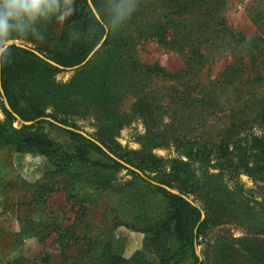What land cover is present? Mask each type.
<instances>
[{
	"label": "rangeland",
	"instance_id": "374dc122",
	"mask_svg": "<svg viewBox=\"0 0 264 264\" xmlns=\"http://www.w3.org/2000/svg\"><path fill=\"white\" fill-rule=\"evenodd\" d=\"M207 3L102 0L106 49L77 69L16 82L38 110L132 159L162 158L165 171L172 159L188 161L180 154L186 142L238 147L234 159L212 148L192 161L183 195L206 219L195 251L202 264H264V47L248 52L239 42L264 39V0L213 2L207 28L220 32L219 46L198 65L189 50ZM72 7L73 0H57L56 10L14 22L7 47L23 45L47 59L68 54ZM46 163L43 155L0 147V264H83L87 252L104 251L127 260L160 242L166 206L127 170L75 165L46 174Z\"/></svg>",
	"mask_w": 264,
	"mask_h": 264
},
{
	"label": "trees",
	"instance_id": "16d2710c",
	"mask_svg": "<svg viewBox=\"0 0 264 264\" xmlns=\"http://www.w3.org/2000/svg\"><path fill=\"white\" fill-rule=\"evenodd\" d=\"M177 1V0H173ZM98 13L101 11L102 0H91ZM208 0L207 8L204 10V22L201 21L202 30L192 32L191 62L201 64L206 54L217 50L219 45L215 41L219 38V31H210L207 28L214 16L215 6ZM204 29V30H203ZM77 30V31H76ZM67 31L70 39V49L66 55L57 57L46 56L62 67H72L80 64L92 49L106 35V27L101 20H97L90 10L86 0H73L72 16L68 23ZM107 36L105 42L96 54L102 52L108 46ZM210 45L199 49L200 45L206 42ZM243 49L248 52L259 51L264 47V39L260 36L251 38L241 37ZM202 50V51H201ZM39 51V50H38ZM207 51V52H206ZM40 53L44 54L42 51ZM206 52V54L204 53ZM1 88L0 99L5 98L11 111L18 116L20 122L32 121L31 125H23L21 129L13 128L16 119L12 116L0 101V110L5 120L0 122V147L9 149L13 153H36L47 157L45 166L46 174H64L71 170L72 166L82 165L92 167L93 170L122 168L127 170L134 178H137L145 185V188L154 195H158L164 202L167 216L162 222L161 230L163 236L158 244H152L148 249L147 244L127 260L123 259L117 251H104L101 254H90L89 252L81 258V263L87 264H202L195 251L198 244L201 230L206 219L200 220V208L193 206L182 198L187 195L190 184L191 164L198 158H203L206 152L213 151L212 148H219V157L231 159L236 157L234 148L231 151L229 145L221 144L208 148L206 143L186 142L180 145L181 155L188 161L172 159L168 161V171L163 170V159L149 155L141 159H132L128 152L108 146L104 141L98 140L106 149L143 174V177L135 171L123 167L120 163L109 157L95 143L81 135L74 124L59 120L56 116L45 114L38 110L33 102L22 93L17 85L16 78L24 76H36L39 73L59 72L60 69L38 58L32 52L17 45H10L1 54ZM156 70H160L155 67ZM259 114L264 121V101L260 104ZM50 118L63 126L71 129L58 127L47 121ZM46 127L56 132V139L50 137ZM59 137L63 140L60 141ZM234 147V148H233ZM207 149V150H206ZM239 150V149H238ZM229 152V153H226ZM245 156V152H243ZM243 163V162H242ZM222 165V163H220ZM232 166V165H230ZM236 166V165H235ZM237 169H235L236 171ZM96 173V172H95ZM99 173V172H97ZM96 173V174H97ZM176 182H179L176 183ZM177 187L178 193L170 189ZM155 237V234L153 235ZM147 240L155 238L146 237ZM111 247H106V250Z\"/></svg>",
	"mask_w": 264,
	"mask_h": 264
},
{
	"label": "clouds",
	"instance_id": "9594fccd",
	"mask_svg": "<svg viewBox=\"0 0 264 264\" xmlns=\"http://www.w3.org/2000/svg\"><path fill=\"white\" fill-rule=\"evenodd\" d=\"M56 8L57 0H0V53H3L7 46V38L14 22L25 17L35 20L38 16ZM130 10V8L126 9L121 15Z\"/></svg>",
	"mask_w": 264,
	"mask_h": 264
},
{
	"label": "water",
	"instance_id": "95a60500",
	"mask_svg": "<svg viewBox=\"0 0 264 264\" xmlns=\"http://www.w3.org/2000/svg\"><path fill=\"white\" fill-rule=\"evenodd\" d=\"M87 1V4H88V6H89V8H90V10L92 11V13L94 14V16H95V18L97 19V20H101L100 19V16H99V14L97 13V11H96V9L94 8V6H93V4H92V2H91V0H86ZM105 39H106V35H104L103 37H102V39L100 40V42L92 49V51L87 55V57L80 63V64H78V65H75V66H73V67H71V68H64V67H62V66H60V65H58L57 63H55L54 61H52V60H49V59H47V58H45L43 55H41L39 52H37V51H35V50H31V49H29V48H27V47H25V46H23V45H18L19 47H21V48H23V49H26V50H29V51H31L33 54H35L38 58H40V59H42L43 61H45V62H47V63H49L50 65H52V66H54V67H57V68H59V69H77V68H79V67H81V66H83L84 64H86L92 57H93V55L101 48V46H102V44H103V42L105 41ZM7 47V46H6ZM6 47H5V49H6ZM4 49V50H5ZM1 54L2 53H0V59H1ZM0 93H1V95H3V90H2V88H1V62H0ZM6 103V102H5ZM7 107V110L9 111V112H11V114L16 118V119H18V116L15 114V113H13L12 111H11V109L8 107V106H6ZM48 121H50V122H52V123H54V124H56V125H58L59 127H62V128H65V129H71V128H68V127H66V126H63V125H61V124H59V123H57V122H55V121H53V120H51V119H48ZM23 125H31L33 122L32 121H28V122H21ZM81 135H83L85 138H87L88 140H90V141H92L93 143H95L100 149H102L109 157H111L112 159H114L115 161H117L118 163H120L121 165H123L124 167H126L127 169H129V170H132V171H135L137 174H139L141 177H143V174L140 172V171H138L137 169H135V168H133V167H131L130 165H128V164H126L125 162H123V161H121V160H119L118 158H116L112 153H110L100 142H98L97 140H95V139H93L92 137H90V136H88L87 134H85V133H83V132H79ZM182 198L183 199H185L188 203H190L191 205H193V206H195V203L192 201V200H190L188 197H186V196H184V195H182ZM200 215H201V218H200V220H203V218H204V214H203V212L202 211H200Z\"/></svg>",
	"mask_w": 264,
	"mask_h": 264
}]
</instances>
